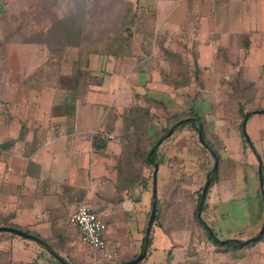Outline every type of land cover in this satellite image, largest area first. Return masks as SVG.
<instances>
[{
    "label": "crops",
    "instance_id": "obj_1",
    "mask_svg": "<svg viewBox=\"0 0 264 264\" xmlns=\"http://www.w3.org/2000/svg\"><path fill=\"white\" fill-rule=\"evenodd\" d=\"M127 1L137 9L142 34L133 37L129 56L90 55L89 70L92 75L102 76V82L91 84L81 99L68 102L62 92L56 93L42 83L41 88V80L34 76L40 62L24 66L26 60L14 61L10 70L9 58L0 59V132H4L0 135V146L6 144L0 150V213H7L11 219L0 221V227L20 228L42 240L0 231V264H56L54 261L62 264L61 260L70 264H122L142 252L153 199L151 188L143 182L130 188L127 195L118 192L116 165L121 152L120 138L104 140L102 149L93 144V132L103 129L101 124L110 109L115 108L120 115L124 106L137 99L145 103L157 99L173 109L179 97L193 101L190 115L185 118L194 114L200 117L208 141L222 160L220 179L210 187L202 211L209 227L207 220L224 217L223 210L239 212L241 221L248 219L249 198L255 204L254 222L264 221V0ZM42 2L0 0V36L9 31L24 33V37L44 31L47 27L44 20L27 25L29 28L22 25L25 18L34 21L45 18L46 12H41L37 5ZM56 10L61 11V3ZM176 13H180L178 17ZM144 32L145 37L153 34L161 39L163 48L157 40L148 43V38H143ZM33 46L30 42L14 48L21 51ZM164 49L198 68L197 78H191L189 87L174 89L166 82L164 74L169 71L170 62ZM24 88L29 95L19 102V91ZM247 112H251L245 122L248 143L243 140L240 128L241 116ZM180 119L183 117L172 110L165 115L163 124L171 127ZM121 122V118L116 119L114 132L104 133L116 135ZM60 149L62 154L72 152L67 173L59 164ZM93 158L97 160L94 162ZM166 183L172 189L176 184ZM80 202L88 203L106 222L108 247L98 251L101 254L80 240L76 227L69 221ZM115 219L120 222L110 229ZM256 226L254 223L247 237L231 238L241 242L252 238L260 232ZM155 227L161 230L157 225L152 230ZM27 239L36 244L31 246ZM78 241L89 254L84 259L82 253L86 250H78ZM262 244L264 237L252 248ZM215 248L208 242L206 256L202 254L203 264H208L211 255L214 262L219 259L223 264L228 261L224 257L238 260L243 253H250L245 247L226 252ZM180 249L173 247L170 254L166 253L165 264L184 261L186 252ZM152 261V252H146L136 264Z\"/></svg>",
    "mask_w": 264,
    "mask_h": 264
},
{
    "label": "rangeland",
    "instance_id": "obj_2",
    "mask_svg": "<svg viewBox=\"0 0 264 264\" xmlns=\"http://www.w3.org/2000/svg\"><path fill=\"white\" fill-rule=\"evenodd\" d=\"M40 1H43L42 4L37 5L39 6L38 8H40L41 12L44 14L46 12L45 18H35V21L25 18V24L22 25L29 26L34 22L41 23L42 20H44L47 27L44 29V31H38V33H40V35L45 39V42L36 43L35 41L28 40L33 38L34 35L24 37V33L15 34V32L9 31L5 33L3 31L4 34L0 36V59L9 58L7 67L10 70H12V62L14 61L26 60L24 66H26V64H29V66L34 63L39 64L40 62V64L34 69V76L35 78H38L37 80H41V88H43V84L45 86L54 88L56 93L60 94V92H62L63 96H68L67 94L71 88L70 84L66 81V78H68L69 74L71 73V61L77 57V50L68 46L64 51V59L59 60L52 58L51 60H48L47 56L49 54V49L46 45L48 42L50 44L55 43V36H48L47 34L51 24L64 15H73L77 12L81 16V25L79 22L78 26H80V28L77 27L76 29L79 32H83L82 41L87 47L97 44L100 46L101 43H104L107 34L116 27L115 25L119 20V17L123 15L125 10H128V3L130 2L127 0ZM60 3L61 11L56 10ZM8 11H10V9H8ZM180 13H176L175 16L178 17V14ZM58 14L61 16L59 17ZM72 24L74 26V22ZM28 26L27 28H29ZM30 42L34 44L35 47L33 46L29 49H23L21 51L15 50V46H22L24 43ZM47 61L49 62L48 64L46 63ZM67 74L68 76H66ZM116 90L117 88L115 89V92ZM28 95V89H21L19 91V102H23L22 100L27 99ZM182 95L184 96V94ZM173 101L175 100H172L171 102ZM176 102H178V105L174 109L170 105L164 106L163 102L157 99H148L146 100V103L143 101L138 102L137 99V101L132 104L140 105L141 107H148L150 109L152 116L149 123L150 140L153 141V139L161 136L165 128H169L167 127L168 125L165 126L163 124L165 123L163 119L165 118V115L170 113L172 110H174L176 114L181 115L183 118H185V116L188 114L190 115V102H193L192 100L190 101V98L185 96L184 98L179 97ZM127 107L129 106H124L123 108L126 109ZM120 127V125L119 127H116L117 137L120 136ZM180 128H170L169 132L172 130L171 133L169 134L168 132L165 135L157 149L158 170L156 179V197L159 200L157 206V223L161 226V230L158 227H155L153 230H151L152 226L150 229V245L147 247L146 252H152L153 261L151 264H165L166 253L170 254L172 248L177 246L182 248L180 249L181 251L184 250L186 252L184 261L182 260L178 264H190V261L191 264H203L202 254L203 252L205 254L207 250L208 241L205 239L206 237L203 235L200 227H198L197 223L194 221L193 204H195V201L199 195L197 189L204 185L207 181V176L213 169L215 160L212 156H210L211 154L208 151H204L202 149L203 145H199L198 133L191 130L189 126L179 131ZM175 131H178V133L176 134ZM1 133L4 132H0V135ZM2 138H4V136L1 137V139ZM57 153H60L59 164L66 168L67 173L68 166L71 164L72 160V152L62 154V149H60V151ZM96 160L97 158H93L94 162ZM54 162H56V160ZM153 169L154 166L146 168L145 175L149 176L150 173H153ZM168 181L176 183L174 184V189L168 186L166 183ZM190 182H193V185L192 183L190 185ZM146 183L149 187L152 184L153 187V177H148ZM191 186L193 187L192 190ZM171 190H173L172 193L174 192L173 196H171L172 193L169 194ZM249 200L251 201L248 202V211L250 215L245 221L242 220L243 222L240 220L241 217H238L240 214L239 212L232 214V212L229 213L225 210L222 211V215L224 217H219L217 220H207L211 229H213L215 236L220 241L230 239L233 235H236V237L249 236L253 230L254 223H257L256 227H258V231H260L263 220L261 222H254L256 220L255 218L257 217V214L255 215L254 210L255 204L253 199L249 198ZM200 215L202 216V212ZM8 220L11 221V219L7 218V213H0V221L7 222ZM118 222H120V220L115 219L114 224H110V229L114 228ZM256 234L257 233H255V235ZM172 236L175 238L172 239ZM248 238H251V236ZM27 242L31 246L36 244L30 239H27ZM77 246L79 251L83 252V250H86L85 246L79 241ZM152 246H155V250H153ZM252 246L253 245H249L245 247V250L249 251L250 253H243V257L241 259L234 260V257H224L225 259H228V261L224 262L223 264H246L248 262H252L253 264H264V252L261 249L264 248V245L262 244L260 245L261 247L256 248H252ZM20 252L23 251L20 250ZM85 252V254L82 253V259L89 255L87 250ZM96 254H101V252H97ZM187 257L188 260L186 259ZM211 257L212 255L207 259L208 264H222L221 261H218L219 259L215 260L214 262ZM54 262L58 264L56 261Z\"/></svg>",
    "mask_w": 264,
    "mask_h": 264
},
{
    "label": "trees",
    "instance_id": "obj_3",
    "mask_svg": "<svg viewBox=\"0 0 264 264\" xmlns=\"http://www.w3.org/2000/svg\"><path fill=\"white\" fill-rule=\"evenodd\" d=\"M129 8L123 12V15L119 17V20L116 23V27L114 30L109 32L104 40V43L99 46L91 45V47H87L86 44L82 41V31H78L76 28L81 25V16L79 13H75L73 15H64L63 17L55 20L48 29V36H55V43L50 44L47 43L48 47V56L47 59L51 60L52 58L56 59H64V51L66 47L70 46L77 50V57L71 61V73L66 78V81L70 84L71 90L66 96V101L73 102L76 99H81L85 96V93L88 91L89 86L100 85L102 82V76L92 75L89 70V58L91 54H97L99 56H112L114 58H122L124 56H129L132 52L131 43L133 37L142 34L140 18L136 15V8L132 6V4L128 3ZM74 22V26L73 23ZM145 30V29H144ZM146 33L144 32L143 38H148V43L156 41L160 43V48L162 47L161 39L153 34L145 37ZM30 41H35L36 43H43L45 39L40 35V33H36L33 38L28 39ZM163 53L169 57L170 67L169 71L165 72L166 82L172 86L174 89H185L189 87L191 84V78H197L198 68L190 66V63L184 60L179 54L171 52L167 49L163 50ZM49 63L48 61L46 62ZM46 64V65H47ZM196 65V64H195ZM89 77V80H88ZM72 84V85H71ZM88 87V88H87ZM114 109V110H113ZM255 112V111H253ZM251 112L243 113L242 119L240 123L242 137H244L243 133V119L247 114ZM151 111L148 107H141L140 105H130L126 109L122 111L119 115L116 112L115 108L110 109L109 114L106 119H104L101 127L103 129L97 128L94 130V140L93 144L96 148L102 149L105 147L104 139L101 135L104 132H113L115 121L118 118H121V127L119 130V138L121 143V152L118 157L117 165H116V184L118 188V192L128 193L129 189L132 188L137 183H145L147 184V178H152V173L149 176L145 175V169L148 167H153L157 162V149L158 145L161 143L162 139L169 132V129H177L183 127L185 125L189 126L196 133L201 134V138L203 141L202 149L204 151H208L213 157L215 155L218 160V165L215 170H211L207 176V180H209V186L206 189L204 197H202V190L204 185H202L198 189V197L193 204V217L194 221L197 223L198 227L203 232V235L206 237L205 239L216 246L215 251L226 252L232 248H241L249 245H254L261 241L264 237L263 233H257L252 238H249L245 241H239L235 239L228 240L227 243H222L214 234V231L211 229L212 233L208 230V225L200 215L205 207V198L211 186L214 183L218 182L220 179V165L221 158L213 145L208 141L207 133L205 131L204 125L199 116L194 114L192 117L183 118L177 121L173 126L169 128H165L162 132L161 136L150 140L149 136V128H150V120H151ZM103 125V126H102ZM248 143L249 139H243ZM199 145L200 142H198ZM202 143V142H201ZM250 143V142H249ZM6 147V144H2L0 146V150ZM262 184L264 185V180H262ZM151 191L153 190L152 184L150 185ZM174 192L171 194L173 196ZM157 198V197H156ZM158 198L156 199L155 210H156V218L153 222L152 228L154 225L161 227L158 221ZM98 213V212H97ZM104 220V219H103ZM152 230V229H151ZM34 237L37 238L38 241L42 242L41 238L37 234L31 233ZM42 245V244H41ZM150 245V233L147 240V246ZM145 247V238L142 240L141 251H143ZM50 250L53 249L50 247ZM137 255H135L136 257ZM191 256V255H190ZM122 264H131L130 261H122ZM191 264V261H190Z\"/></svg>",
    "mask_w": 264,
    "mask_h": 264
},
{
    "label": "built area",
    "instance_id": "obj_4",
    "mask_svg": "<svg viewBox=\"0 0 264 264\" xmlns=\"http://www.w3.org/2000/svg\"><path fill=\"white\" fill-rule=\"evenodd\" d=\"M102 138L119 141V137L113 133H103ZM69 221L76 227L80 240L93 251L98 252L107 249L106 222L88 203H78L71 213Z\"/></svg>",
    "mask_w": 264,
    "mask_h": 264
},
{
    "label": "water",
    "instance_id": "obj_5",
    "mask_svg": "<svg viewBox=\"0 0 264 264\" xmlns=\"http://www.w3.org/2000/svg\"><path fill=\"white\" fill-rule=\"evenodd\" d=\"M249 114H247L244 118V121H243V133H244V137L248 139V136L246 134V131H245V122H246V119L248 117ZM172 130H170L169 134L171 133ZM199 135V140L202 142L203 144V141H202V138H201V134L200 132L198 133ZM213 158L215 160L214 162V166H213V170H215L217 168V159L215 157V155H213ZM157 170H158V162H156L154 164V169H153V173H152V177H153V199H152V205H151V212H150V218H149V221H148V225H147V228H146V233H145V247L143 249V251L141 253H139L137 255V257L133 260L130 261L131 264H136L138 263L139 261L142 260V258L145 256L146 254V250H147V240H148V236H149V232H150V228L152 226V223L154 222L155 218H156V210H155V204H156V179H157ZM209 180H207L204 184V187H203V190H202V197H204L205 195V192H206V189L208 188L209 186ZM208 227V230L210 233H212L211 229L209 226ZM0 231H9V232H13L15 234H18L24 238H32V239H35L37 240L36 237H34L33 235H31L30 233H27L23 230H19L18 228H15V227H0ZM264 232V221H263V224H262V227L260 229V232L259 233H263ZM222 243H227L228 240H223L221 241ZM62 264H70L66 261H63L61 260Z\"/></svg>",
    "mask_w": 264,
    "mask_h": 264
}]
</instances>
